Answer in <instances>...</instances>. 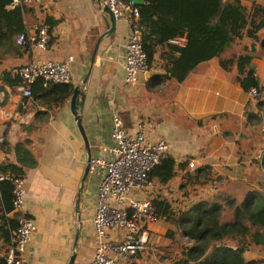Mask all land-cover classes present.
Segmentation results:
<instances>
[{"label":"crops","instance_id":"crops-1","mask_svg":"<svg viewBox=\"0 0 264 264\" xmlns=\"http://www.w3.org/2000/svg\"><path fill=\"white\" fill-rule=\"evenodd\" d=\"M252 2L264 4V0H240L245 8ZM20 10L25 34L47 20L54 23L46 50L18 46L14 41L11 49L0 51V139L7 145V150L0 153V164L9 162L23 172V211L36 226L28 245L27 264H68L72 255L73 264L92 261L96 248L92 220L103 171L98 168L89 172L84 180L83 173L88 153L93 160L103 148L113 146L110 131L114 114L130 135L143 124L148 140L166 142L168 156L176 165L186 162L168 184L151 182L133 194L136 198H150L177 211L199 201L231 209L253 193L264 196V130L247 115L253 113L260 120L262 112L256 107V99L234 81L235 65L229 74L219 66L220 60L236 56V48H227L219 58L198 64L182 84L170 79L146 89L147 78L162 73L152 67L136 87L128 88L123 69L128 28L124 20H117L113 36L101 41L95 55L96 88L87 111L81 115L89 147L86 151L70 112V97L59 107L47 105L39 96L24 99L11 83L14 77L10 69L36 60L66 61L71 57L73 89L82 76L85 59L105 31L102 14L93 0H43ZM257 34L264 39V27ZM241 44L251 49L252 66L264 85L263 48L248 37ZM161 62L156 55L153 64ZM23 140L27 142L17 155L15 146ZM189 161L194 163L193 169L187 167ZM204 168L207 179L199 177L202 172L196 175ZM157 223L159 226H155ZM157 223L149 231L157 238L162 235L160 240L169 241L164 237L168 231H173L174 237L179 233L163 217ZM9 244L0 232V258ZM243 257L249 262L257 254L245 251ZM144 258L143 253L137 255L131 264H140Z\"/></svg>","mask_w":264,"mask_h":264},{"label":"trees","instance_id":"trees-1","mask_svg":"<svg viewBox=\"0 0 264 264\" xmlns=\"http://www.w3.org/2000/svg\"><path fill=\"white\" fill-rule=\"evenodd\" d=\"M137 5L139 25L141 27L142 48L147 56L149 69L157 67L162 73L149 76L146 89L156 87L173 79L177 84L185 82L195 67L205 61L219 58L227 48H236L237 54L231 59L220 60L219 66L224 73H230L235 65L233 79L243 92L256 90V107L262 112V119L248 113L259 122L264 130V85L257 77L251 63V49L243 46L244 37L258 41L264 50V39L258 32L264 27V4L252 2L249 8L241 5L240 0H142ZM12 0H0V51L9 50L15 44V37L25 30L20 8H10ZM53 26V22L47 20ZM184 39L185 44L178 46L170 43L174 39ZM162 60L155 66V56ZM13 78L12 85L18 83ZM32 98L43 97L49 106H61L72 92L71 84H45L39 79L31 85ZM48 97V99H47ZM47 100V101H46ZM15 146L18 155L20 146ZM7 145L0 143V153ZM186 162L176 165L166 156L148 173L147 182L166 185L177 175V168L183 170ZM264 170V157L262 159ZM206 168L199 177L207 179ZM0 175L22 179L21 167L4 162L0 164ZM198 177V176H197ZM12 184L0 181V232L10 243L17 222L12 217ZM155 212L169 221L177 232L186 238L187 246L174 264H251L246 262L245 251H264V196L253 193L240 205L231 209L217 203L199 201L177 211H173L161 202L152 200ZM231 213V218L227 220ZM225 217H227L225 219ZM175 233L168 231L165 238L173 241ZM165 242L164 239L161 240ZM0 264H6L0 258Z\"/></svg>","mask_w":264,"mask_h":264},{"label":"built area","instance_id":"built-area-1","mask_svg":"<svg viewBox=\"0 0 264 264\" xmlns=\"http://www.w3.org/2000/svg\"><path fill=\"white\" fill-rule=\"evenodd\" d=\"M43 0H12L11 8H27ZM116 19L124 20L128 34L125 44L123 69L124 83L128 88L136 87L141 78L149 71L147 56L142 48L139 11L132 1L103 0ZM49 30L47 23L35 25L28 34H19L16 45H27L29 49L46 50L49 47ZM170 43L183 46L185 40L178 38ZM66 61H32L10 69L13 77L19 81L16 91L24 99H31V85L41 79L45 84L68 85L71 83L70 64ZM256 98V90L248 93ZM110 138L113 146L103 148L100 155L91 160L90 172L98 168L103 171L96 190V209L92 226L96 237V248L90 264H131L137 255L154 251L150 238V227L160 220L150 198H136L133 194L142 190L149 183L148 173L161 158L168 156L165 141H150L145 126L137 125V132L130 135L123 127L120 118L114 114ZM2 139H0V143ZM189 169L194 168L188 162ZM12 184V212L17 226L12 232L9 247L5 253L6 264H27L29 242L36 230L35 223L23 211L25 189L20 178L0 175V181ZM251 264H264V259Z\"/></svg>","mask_w":264,"mask_h":264},{"label":"water","instance_id":"water-1","mask_svg":"<svg viewBox=\"0 0 264 264\" xmlns=\"http://www.w3.org/2000/svg\"><path fill=\"white\" fill-rule=\"evenodd\" d=\"M93 1L97 4L98 9L102 14L101 18H102V21L104 23L105 31L99 35V37L97 38V40L95 42V46H94L92 53L85 59L84 65L82 67V76L79 79L78 84L73 87L71 95H70V100H69L70 112H71L72 116L74 117L78 131H79V133L83 139L86 151H88L89 147L87 144V140L85 139V135H84L83 128L81 125V115L87 111L88 105L92 99L93 91L96 88L95 82L93 80V75L95 74V70L93 67V64L95 61V55L97 53V50H98V47H99L101 41L104 39H109L110 37L113 36L114 31H115V27H116V23L118 20L114 17L113 13L109 10V8L106 5L103 4V2L101 0H93ZM128 1H132L135 6L142 4V0H128ZM223 1H227V0H223ZM90 76H92V80L89 82ZM87 83H88V85H87ZM85 86H86V88L84 89ZM90 161H91V159H90V156L88 153L86 164H85V169H84V173H83V180L85 177H87V175L90 172V169H89L90 168V165H89ZM83 180H82V182H83ZM76 204H77L76 207L78 208V204H79L78 198H77ZM77 218H78V220L80 218L78 210H77ZM80 228H81V226L79 225L77 227L78 232L80 231ZM77 236H78V234H76V237ZM75 244H76V242H75ZM73 260H74V256L72 255L69 259L68 264H73Z\"/></svg>","mask_w":264,"mask_h":264},{"label":"rangeland","instance_id":"rangeland-1","mask_svg":"<svg viewBox=\"0 0 264 264\" xmlns=\"http://www.w3.org/2000/svg\"><path fill=\"white\" fill-rule=\"evenodd\" d=\"M239 200H240V198H239ZM226 218L227 217H225V219ZM229 219H230V216L228 215L227 220H229ZM155 226H159V224L157 223V225H155ZM172 228H173V230L176 231V229L174 227H172ZM166 231H165V233H166ZM150 234H151L152 242L154 243V246H155V248H154L155 250L154 251H147V252L143 253L145 258H144L143 262L140 264H174L175 262H177L179 260V258L181 257V251L180 250H181V248L184 247V244H186V239H182L180 236V233H177V235L174 237V240L172 243H170L169 241L162 242L160 240V237L162 235L157 238V237H154L152 235L153 233H150ZM253 252L257 254V258L254 259L252 262L264 259V251L254 250Z\"/></svg>","mask_w":264,"mask_h":264}]
</instances>
